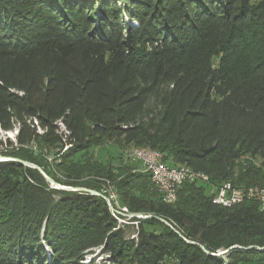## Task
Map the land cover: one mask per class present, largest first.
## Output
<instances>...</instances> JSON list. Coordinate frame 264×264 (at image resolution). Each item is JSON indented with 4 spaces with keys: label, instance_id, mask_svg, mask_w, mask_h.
Listing matches in <instances>:
<instances>
[{
    "label": "trees",
    "instance_id": "1",
    "mask_svg": "<svg viewBox=\"0 0 264 264\" xmlns=\"http://www.w3.org/2000/svg\"><path fill=\"white\" fill-rule=\"evenodd\" d=\"M15 129L0 154L63 185L114 180L130 212L169 225L134 216L131 238L103 195L0 161V264H85L96 249L112 264H264L259 200H212L227 181L264 186V0H0V132ZM109 142L209 183L168 203L138 162L75 159Z\"/></svg>",
    "mask_w": 264,
    "mask_h": 264
},
{
    "label": "built area",
    "instance_id": "2",
    "mask_svg": "<svg viewBox=\"0 0 264 264\" xmlns=\"http://www.w3.org/2000/svg\"><path fill=\"white\" fill-rule=\"evenodd\" d=\"M129 157L140 164L143 171L149 173H158V180L153 181L162 195L163 201H172L177 198V191L184 182H201L209 183L207 180H197L192 175L186 174L173 168L172 165L163 161V153L135 151L129 153ZM213 202L224 206L231 207L243 202L246 198H256L264 210V188L250 186L247 188L227 186L224 182L219 186H213ZM227 249H218L215 254L223 255Z\"/></svg>",
    "mask_w": 264,
    "mask_h": 264
},
{
    "label": "rangeland",
    "instance_id": "3",
    "mask_svg": "<svg viewBox=\"0 0 264 264\" xmlns=\"http://www.w3.org/2000/svg\"><path fill=\"white\" fill-rule=\"evenodd\" d=\"M16 134L17 129L9 132L1 131L0 135L3 139L10 138L11 140H16ZM131 151V146L127 144H115L113 142L105 143L102 146L99 147H93L86 153H79L75 156L76 160H80L84 162L87 159L90 160H98L101 161L104 164H109L112 169H114L117 172L118 166H134L136 165V161H133L129 157V153ZM56 153L55 151L51 152V155L49 156V160H51L53 157H56L54 155ZM139 168V167H138ZM95 179L97 184L101 187V191H97L103 196H105L107 199V202L111 204L114 208V210L111 209L112 213L116 215L118 218L119 223L124 226H128L127 228V235L131 238L134 237L135 231L137 229L136 221H132V218L134 216L138 217L142 214H135L128 210L127 206H125L114 185V180L110 181L107 179H104L102 177H93V176H85L83 180L88 179ZM117 180V178H116ZM117 210V211H115ZM94 258V261H96V264H112L111 259L107 254H104L100 249L94 250L93 254H89L85 256L84 262L85 264H89L91 262V259Z\"/></svg>",
    "mask_w": 264,
    "mask_h": 264
},
{
    "label": "water",
    "instance_id": "4",
    "mask_svg": "<svg viewBox=\"0 0 264 264\" xmlns=\"http://www.w3.org/2000/svg\"><path fill=\"white\" fill-rule=\"evenodd\" d=\"M6 160L18 161V162H20V163H22V164H24L26 166H29V167H32V168H36L44 176V178L46 179V181L49 182L51 184V186L54 187V188H56V189L65 190V191L89 192L91 194L102 195L99 192H97V191H95L93 189L84 187V186H71V185H63V184H60L56 180H54L50 175H48L40 166H37V165H35V164H33V163L29 162V161L20 159L18 157H11V156H5V155L0 154V161H6ZM104 198H106V197L104 196ZM109 206H110V208L112 210H114V208H113V206L111 204H109ZM115 211H117V210H115ZM138 217H142V218H151V217H154V218H157V219H160V220L166 222L165 220L161 219L160 217H158L156 215H139Z\"/></svg>",
    "mask_w": 264,
    "mask_h": 264
},
{
    "label": "bare ground",
    "instance_id": "5",
    "mask_svg": "<svg viewBox=\"0 0 264 264\" xmlns=\"http://www.w3.org/2000/svg\"><path fill=\"white\" fill-rule=\"evenodd\" d=\"M135 151H141V152H156L158 150L152 149V148L146 147V146H133V147H131L130 153H134ZM173 168H175V169H177L179 171H184L186 174L192 175L197 180H207V176L204 173H202V172H196V171H194L189 166L181 165V166H173ZM150 174H151V177H152V180L153 181H157L158 180V173H150ZM225 183H226L227 186H234L229 181H227ZM258 187L264 188V186H258ZM174 201L175 200L166 201V202L172 203ZM227 251L228 250L225 251V254H226ZM225 254H223V255H225ZM217 255H220V254H217Z\"/></svg>",
    "mask_w": 264,
    "mask_h": 264
}]
</instances>
